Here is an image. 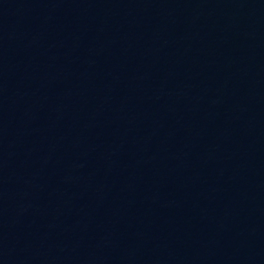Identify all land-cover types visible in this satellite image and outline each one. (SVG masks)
I'll return each instance as SVG.
<instances>
[{
    "label": "water",
    "instance_id": "obj_1",
    "mask_svg": "<svg viewBox=\"0 0 264 264\" xmlns=\"http://www.w3.org/2000/svg\"><path fill=\"white\" fill-rule=\"evenodd\" d=\"M0 264H264V0H0Z\"/></svg>",
    "mask_w": 264,
    "mask_h": 264
}]
</instances>
